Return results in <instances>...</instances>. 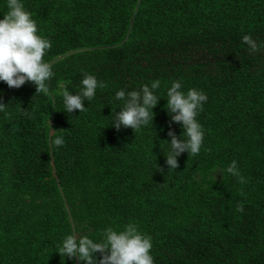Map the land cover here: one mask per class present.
<instances>
[{
    "label": "trees",
    "instance_id": "16d2710c",
    "mask_svg": "<svg viewBox=\"0 0 264 264\" xmlns=\"http://www.w3.org/2000/svg\"><path fill=\"white\" fill-rule=\"evenodd\" d=\"M21 3L38 35L51 42L44 61L71 52L51 64L68 69L70 93H80L85 73L107 87L85 101L84 112L67 114L62 95L42 104L31 83L16 89L0 81V102L7 104L0 112V264H84L57 253L66 236L78 232L101 242L105 228L119 232L129 223L151 237L154 264H264V157L246 159L235 136L248 129L250 144L264 150V0ZM7 11L0 0V19ZM244 35L257 41L258 52L242 43ZM83 45L88 49L75 51ZM84 59L93 65L76 68ZM57 78L54 72L50 90ZM157 79L154 128H113L110 114L123 104L116 91ZM173 81L185 93L195 88L208 97L196 117L204 132L201 151L181 154L174 171L165 164L167 132L171 127L183 138V129L170 125L166 110ZM47 115L62 147L50 144L42 123ZM145 149V158L137 154ZM232 160L241 173L247 165L248 183L225 172V192L204 203V218L177 220L178 204L193 201L194 172L210 164L223 170ZM238 202L243 213L235 210ZM34 226L36 234L26 235Z\"/></svg>",
    "mask_w": 264,
    "mask_h": 264
},
{
    "label": "clouds",
    "instance_id": "9594fccd",
    "mask_svg": "<svg viewBox=\"0 0 264 264\" xmlns=\"http://www.w3.org/2000/svg\"><path fill=\"white\" fill-rule=\"evenodd\" d=\"M6 7L8 11L0 19V81L9 88L16 89L25 83H31L35 86L36 94L49 95L47 82L53 78L54 72L52 65L43 58L51 49V42L38 35L36 21L31 13L25 10L21 0H6ZM241 41L252 53L260 50L261 46L250 35L242 36ZM81 85L79 94H72L66 86L61 85L64 111L67 114L76 110L79 113L84 112L85 101L94 99L97 88L107 87L106 83L87 73L84 74ZM159 87L160 80L157 79L150 86L145 84L139 90L116 91L115 100L122 101L123 104L119 112L114 110L110 114L111 126L117 131L122 127L130 128L134 133L149 124L153 127L155 113L152 109L160 100L155 94ZM166 95L170 125L177 123L183 129V138L178 137L171 127L167 132L170 137V150L164 155L165 164L168 170L174 171L179 166L177 157L181 154L187 152L188 156H196L201 151L204 132L196 117L203 110L208 97L203 91L195 88L185 93L180 81H173ZM6 108L7 104L0 102V112H5ZM21 112L29 114L27 109H21ZM49 128L51 146L62 147L65 143L63 137L55 136L58 130L53 129L50 123ZM52 136L55 138L51 139ZM157 171L163 172V168H157ZM225 172L235 177L239 184L248 183L236 160H232L226 169L219 171L222 175ZM235 210L243 213V202H238ZM152 247L151 237L142 234L136 224L129 223L119 232L110 226L105 228L101 242H94L87 235H68L57 253L60 257L82 261L84 264H154L150 254ZM97 253L99 259L95 255Z\"/></svg>",
    "mask_w": 264,
    "mask_h": 264
},
{
    "label": "rangeland",
    "instance_id": "374dc122",
    "mask_svg": "<svg viewBox=\"0 0 264 264\" xmlns=\"http://www.w3.org/2000/svg\"><path fill=\"white\" fill-rule=\"evenodd\" d=\"M136 5V4H135ZM88 49L87 46L83 45L79 48H77L75 51H83ZM71 52H65L61 55H58L57 57H55L54 59H49L45 62L52 64L53 62H55L58 59H61L63 57H65L67 54H69ZM94 61H92L91 59H84L81 61H78L77 64L75 65L76 68L78 69H88L93 65ZM53 67V66H52ZM53 72H55L56 74H58V78L56 80V87L53 88L52 90H50V94L49 95H44L41 102L42 104L46 103V101L48 100L50 102V104L52 103V100L60 97L61 96V85L65 86V77L63 76L68 69H59V68H52ZM162 87L166 86V84H161ZM98 91L96 90V93ZM43 125L44 127H46L48 130V134L50 135V128H49V123L51 125V120L50 117L47 115L45 116L44 120H43ZM53 128V127H52ZM54 129V128H53ZM236 137H239L240 139V146L243 149L244 152V156L246 159H249L251 157H256V156H262L264 157V150H260L257 147L253 146L250 144V133L248 131V129L246 131H244L243 134H241V136L239 135H235ZM147 151L148 150H143V151H137V154H140L143 158H145V155H147ZM115 154H117V152H115ZM114 155V154H113ZM107 159H102V161H105ZM112 159L108 158V161H111ZM220 167L216 164H210V165H204L201 166V168H198V170H196L194 172V174L192 175L193 177V181H192V185L189 188L191 193L190 196L192 198L193 201L191 200H186V206L183 203H179L177 206V210H178V215L177 217H179L177 220H181L183 221L185 218H187L188 216L191 217H196L199 219H203L204 218V213L203 211H205V207L204 203L206 202H211V200H214L217 196L222 195L225 192L224 186L226 182V177L225 174H221L219 173ZM248 173V168L247 165H245L244 170L242 172V175L245 177L246 179V175ZM215 177V180H214ZM181 205V206H179ZM180 207V209H179ZM223 225V223H221L218 226H215L217 228H221ZM38 229V226H34V227H29L24 231H20V234H23L25 232L26 235L33 233L36 234ZM73 235H79L78 232H74ZM14 236V237H13ZM18 236V234L15 235H9L7 236V238L5 240L1 241L4 243H8L10 242L12 239H15Z\"/></svg>",
    "mask_w": 264,
    "mask_h": 264
}]
</instances>
